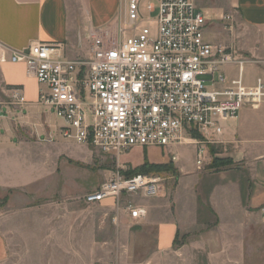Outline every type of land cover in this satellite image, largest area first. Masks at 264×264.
I'll use <instances>...</instances> for the list:
<instances>
[{"label": "built area", "instance_id": "2783aa9c", "mask_svg": "<svg viewBox=\"0 0 264 264\" xmlns=\"http://www.w3.org/2000/svg\"><path fill=\"white\" fill-rule=\"evenodd\" d=\"M207 23L193 0H127L116 32L93 34L85 59L67 58L63 43L16 49L0 41V63L25 65L44 87L37 103L63 120L64 137L116 154L135 147L175 153L172 148L190 143L201 168L213 157L211 147L222 143L223 123L264 102V81L246 84L248 59L209 42ZM12 98L14 105L28 104L18 90ZM4 113L0 104V117ZM162 191L160 178L118 170L84 199L102 204L114 198L118 210L126 207L136 222L148 210L134 197H158Z\"/></svg>", "mask_w": 264, "mask_h": 264}, {"label": "rangeland", "instance_id": "374dc122", "mask_svg": "<svg viewBox=\"0 0 264 264\" xmlns=\"http://www.w3.org/2000/svg\"><path fill=\"white\" fill-rule=\"evenodd\" d=\"M193 1L207 17L206 39L231 47L229 36L236 23L230 0ZM146 24L155 31L153 23ZM253 77L246 71L248 80ZM39 89L30 82V98ZM9 114L11 120L0 119V145L7 146L6 152H0V176L4 167L14 169L16 175L28 178V184L16 189L17 204L12 208L21 214L12 223L10 256L2 264H264V198L256 202L235 198L226 214L210 212L204 205L207 195L183 170H196L194 144L172 148L175 153L153 147L106 153L64 137L63 120L37 101ZM9 122L8 129L4 124ZM214 152L201 168L197 166L198 175L228 167L229 162L219 160ZM146 161L149 165L144 166ZM158 163L165 166H150ZM118 170L161 179L163 191L154 198L156 217L149 214L139 225L114 222L113 217H118L114 198L102 204L85 202L88 193ZM250 180L253 187L252 176ZM5 194L0 192V200L5 201ZM140 198L146 204L151 200L142 196L135 200ZM4 205L0 202L2 210ZM172 216L181 217L188 231H180L173 246L164 250L158 246L156 227Z\"/></svg>", "mask_w": 264, "mask_h": 264}, {"label": "crops", "instance_id": "0c3cea01", "mask_svg": "<svg viewBox=\"0 0 264 264\" xmlns=\"http://www.w3.org/2000/svg\"><path fill=\"white\" fill-rule=\"evenodd\" d=\"M230 3L235 9L232 17L236 25L229 36V45L248 59L244 77L246 84L251 86L258 78L264 81V0H230ZM126 5L127 0H0V41L16 49L39 41L63 43L67 58L85 59L91 53L93 34H100L106 29L116 30ZM246 71L253 74L252 80L246 78ZM30 82L37 84L39 89V83L27 75L24 64L0 63V104L5 112L0 119L11 120L9 113H16L20 107L11 103L14 90L23 94L30 104H35L38 93L35 98H30ZM10 125L11 122L4 124L8 129ZM223 127L222 143L213 146V149L219 160L229 162L228 167L202 175L197 174L196 164V170L188 171L183 167L185 176L193 175L189 181L197 183V189L207 195L204 205L217 216L226 214L231 206L233 208L235 198L240 201L247 197L255 202L264 198V102L256 109L244 108L238 117L224 122ZM6 148V145H0V152H6ZM135 148L148 150L150 147ZM7 169L4 167L3 176H0V192L11 193L4 195L6 202L3 198L0 200L5 203V210L0 206V264L10 256L12 223L21 214V211L12 208L17 204L16 189L22 190L28 184L27 177H20L13 172L14 169ZM251 176L255 181L253 187ZM190 189L188 186L187 190ZM154 198L157 197H151L147 204L142 198L140 202L136 201L148 210L147 216L136 222L130 219L126 207H120L116 213L120 222L139 225L149 214L156 217L158 203ZM127 202L128 199H124V203ZM8 206L14 210H8ZM114 210L109 207L108 211L115 215ZM187 229L188 225L183 224L181 217L172 216L159 221L156 227L159 248H171L177 234L184 230L187 232Z\"/></svg>", "mask_w": 264, "mask_h": 264}, {"label": "trees", "instance_id": "16d2710c", "mask_svg": "<svg viewBox=\"0 0 264 264\" xmlns=\"http://www.w3.org/2000/svg\"><path fill=\"white\" fill-rule=\"evenodd\" d=\"M194 137H197V138H200V135H198V133H194V135H193ZM211 151L213 152L214 150H213V148L211 147ZM212 154V153H211ZM214 160V159H213ZM214 162V161H213ZM213 164V163H212ZM146 165H149V163L146 161L145 163H144V166H146ZM151 167H153V168H155V167H162V166H165L164 164H162V163H158V164H154V165H150ZM128 174H130V173H128ZM133 174H141V173H139V172H135V173H131L130 175H133Z\"/></svg>", "mask_w": 264, "mask_h": 264}]
</instances>
